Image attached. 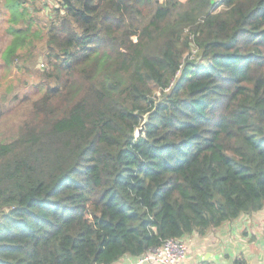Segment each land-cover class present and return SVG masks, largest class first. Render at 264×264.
Wrapping results in <instances>:
<instances>
[{
	"label": "trees",
	"instance_id": "1",
	"mask_svg": "<svg viewBox=\"0 0 264 264\" xmlns=\"http://www.w3.org/2000/svg\"><path fill=\"white\" fill-rule=\"evenodd\" d=\"M57 2L0 141V264H113L262 210L264 0ZM9 31L8 59L28 40Z\"/></svg>",
	"mask_w": 264,
	"mask_h": 264
},
{
	"label": "rangeland",
	"instance_id": "2",
	"mask_svg": "<svg viewBox=\"0 0 264 264\" xmlns=\"http://www.w3.org/2000/svg\"><path fill=\"white\" fill-rule=\"evenodd\" d=\"M33 1L34 5L29 7L32 21L11 23L9 12L0 0V141L13 138L28 116L31 102L36 97V83L45 64L41 49L45 37L37 34V31L48 22L49 14L53 7L58 6V2ZM11 26L26 29L28 40L15 56L8 59L4 52L14 39L9 31Z\"/></svg>",
	"mask_w": 264,
	"mask_h": 264
},
{
	"label": "crops",
	"instance_id": "3",
	"mask_svg": "<svg viewBox=\"0 0 264 264\" xmlns=\"http://www.w3.org/2000/svg\"><path fill=\"white\" fill-rule=\"evenodd\" d=\"M182 239L187 242L188 254L181 264H235L236 259L246 264H264V208L243 213L206 236L193 233ZM134 262V257L123 256L113 264Z\"/></svg>",
	"mask_w": 264,
	"mask_h": 264
},
{
	"label": "built area",
	"instance_id": "4",
	"mask_svg": "<svg viewBox=\"0 0 264 264\" xmlns=\"http://www.w3.org/2000/svg\"><path fill=\"white\" fill-rule=\"evenodd\" d=\"M187 254L188 247L184 240L168 238L143 255L134 257L135 262L133 264H181L186 259Z\"/></svg>",
	"mask_w": 264,
	"mask_h": 264
},
{
	"label": "water",
	"instance_id": "5",
	"mask_svg": "<svg viewBox=\"0 0 264 264\" xmlns=\"http://www.w3.org/2000/svg\"><path fill=\"white\" fill-rule=\"evenodd\" d=\"M147 118H148V114H145L144 116H143V121H142V123L140 124V126L139 127H137L136 128V130H135V134L137 135V136H143L144 135V129H145V124H146V122H147Z\"/></svg>",
	"mask_w": 264,
	"mask_h": 264
}]
</instances>
